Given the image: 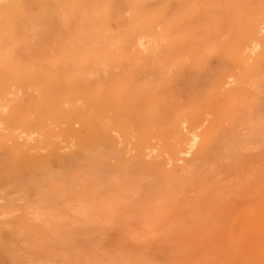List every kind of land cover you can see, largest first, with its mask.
<instances>
[{"label": "bare ground", "instance_id": "1", "mask_svg": "<svg viewBox=\"0 0 264 264\" xmlns=\"http://www.w3.org/2000/svg\"><path fill=\"white\" fill-rule=\"evenodd\" d=\"M261 70L264 0H0V264L165 214Z\"/></svg>", "mask_w": 264, "mask_h": 264}, {"label": "rangeland", "instance_id": "2", "mask_svg": "<svg viewBox=\"0 0 264 264\" xmlns=\"http://www.w3.org/2000/svg\"><path fill=\"white\" fill-rule=\"evenodd\" d=\"M260 74L253 100L241 103L234 115L225 114L219 125L209 123L208 146L170 182L179 192L170 187L166 197L172 204L165 214L142 221L135 212L101 227L79 226L66 253L54 251L50 264H76L84 255L98 264L113 259L116 264H264V71ZM214 80H203L200 90L205 93Z\"/></svg>", "mask_w": 264, "mask_h": 264}]
</instances>
